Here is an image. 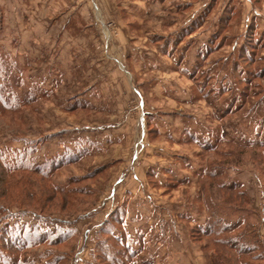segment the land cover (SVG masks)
<instances>
[{"label":"rangeland","instance_id":"1","mask_svg":"<svg viewBox=\"0 0 264 264\" xmlns=\"http://www.w3.org/2000/svg\"><path fill=\"white\" fill-rule=\"evenodd\" d=\"M0 69L29 99L0 115V150L32 139L55 166L40 201L21 173L0 180V206L22 213L1 209L0 227L65 239L22 264H229L228 235L204 229L240 221L262 244L247 263L264 264V166L235 144L264 141V0H0ZM206 165L246 201L224 203Z\"/></svg>","mask_w":264,"mask_h":264},{"label":"trees","instance_id":"2","mask_svg":"<svg viewBox=\"0 0 264 264\" xmlns=\"http://www.w3.org/2000/svg\"><path fill=\"white\" fill-rule=\"evenodd\" d=\"M229 18L231 17L229 16L227 19L225 18L226 22L230 20ZM226 22L223 23V20H220L219 23H217L215 33H217L219 29L221 33V29L223 27H226ZM254 37L253 36L251 37L252 42ZM182 38L183 37L181 36V39ZM252 45H256V44L252 43ZM236 66L238 67V64ZM1 73H2V69H0V74ZM257 73L255 74V72L254 73L252 72L251 74H254V76H256ZM261 75L264 76V71L263 72L261 71ZM257 76H260V73ZM30 96L34 97L33 94H31ZM28 100L29 99L26 98L20 99L18 94L14 90L7 89L2 84H0V115L3 114L2 112L5 111V109L10 111L11 110L15 111L16 108L19 109V107L25 105L28 102ZM219 141L222 142V139H219ZM228 141H229L228 143H233L231 140ZM32 142H33L32 139L28 140V143L27 140H25V145H23L21 151L12 150L10 148H5L0 150V180L3 181L5 178L9 176L12 175L15 176L16 173H21L20 177L15 176L13 183L24 184L23 189L26 192L25 197H27V199L29 197L30 200L35 199L37 201H40L42 200L41 198H43L40 196L42 194L39 193L36 194L34 188L32 187L34 186L38 187V185H40V187L43 188L42 192L44 194H47L48 191L46 190L44 183L47 182L48 179L47 174H49L55 168V166L53 165L52 169H50L51 171L48 172L46 170L47 168L46 165H48V162L53 163L51 159L45 161L44 164H42L39 162L37 158L34 157V155L30 153V150L28 152L26 148H24L25 146L31 147V145L36 144L35 142L33 143ZM235 144H237L240 147H251L252 149H254V151L256 152H254L253 156L255 155L258 158L261 157L262 162L260 163H263L262 166H264V141L259 140L254 143H249L248 146H246L245 144H239V142ZM34 145L32 147H34ZM215 145L216 144L211 145L210 146L211 148L209 146L204 145L202 146V148L204 150L205 149L215 150L216 149L214 148L216 147ZM227 151L228 150L222 151L223 152L222 154H226L228 156ZM68 161H73V157H71ZM205 167H206L204 168L205 170L204 169L201 170L200 174L212 180L211 183L212 186L217 188L218 191H220L218 195L222 200H224V203H227L231 206H237L239 204L238 203L239 201L242 200L244 202L246 201L245 193L241 190L240 185L238 183L229 181V179H223L221 177L223 174L222 175L221 173L217 174L218 172H216V169L213 165L210 166L206 165ZM97 171L98 170H94L92 173L95 175L97 174ZM74 188L71 191V193H73V191L76 190V188L75 189ZM84 191L88 192L89 190L86 189ZM76 192H80V191H76ZM1 209L3 213L5 212L4 213L5 216L22 215V213L20 212L13 213V211H11L9 207L3 206L2 204L0 206V210ZM32 211L38 215V218L45 219V217H43L45 216V214L40 213V211H36V208L33 209ZM6 223L4 225L2 224L0 227V243L2 242L1 247L3 248L0 250V264H22L19 256L17 255L19 253H22L27 248H31L37 244H43V243H51L53 245H56L58 243L63 242V240H65L64 236L53 237L52 235H50L52 234V232H50L49 234L47 230L45 229L43 230L39 225L32 226L29 224H23L21 222H16L14 223L13 226L9 227ZM239 224L243 226L245 222L240 221L238 222L237 225L222 224L221 226H217L215 223L209 222L207 226L208 228L204 229V231L207 232V235H214L216 237L220 235H228L226 238H222V237L216 238L217 240L214 243H216L217 245H221V247H226L228 249L229 252L228 255H230L228 257L229 264H248L246 259L249 256L247 254L256 248L262 247V244H260V242L257 239L258 237L257 238L254 237L255 235H250L249 237V235L245 232V230L239 233H235L234 230H236ZM54 232H58V231L54 230ZM5 233L10 235L7 238H2V235ZM69 233L70 234H68V237L71 235V232ZM5 249L6 251H8V253L5 251ZM256 258L257 256L256 257L250 256V259H256Z\"/></svg>","mask_w":264,"mask_h":264},{"label":"crops","instance_id":"3","mask_svg":"<svg viewBox=\"0 0 264 264\" xmlns=\"http://www.w3.org/2000/svg\"><path fill=\"white\" fill-rule=\"evenodd\" d=\"M124 66H125V65H124ZM124 66H123V67H124ZM124 68H125L126 70H128L126 66H125ZM124 68H123V69H124ZM143 119H144V118H143Z\"/></svg>","mask_w":264,"mask_h":264}]
</instances>
